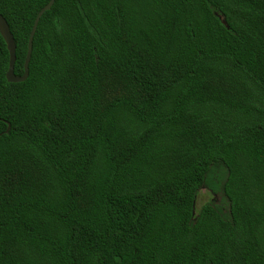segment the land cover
<instances>
[{"label": "trees", "instance_id": "trees-1", "mask_svg": "<svg viewBox=\"0 0 264 264\" xmlns=\"http://www.w3.org/2000/svg\"><path fill=\"white\" fill-rule=\"evenodd\" d=\"M9 61L0 264H264V0H56Z\"/></svg>", "mask_w": 264, "mask_h": 264}, {"label": "water", "instance_id": "water-1", "mask_svg": "<svg viewBox=\"0 0 264 264\" xmlns=\"http://www.w3.org/2000/svg\"><path fill=\"white\" fill-rule=\"evenodd\" d=\"M55 1L56 0H50L49 3L40 10V12L38 13L35 19V22H34L30 37H29L28 53L26 56L25 64H24V74L22 76H17L15 74L16 43H15L14 37L11 33V30H10V27L7 21L2 15H0V34L6 42L7 49H8L9 56H10L9 69L6 75L7 81L9 83H14V84L23 83L29 78V73H30L29 65H30L31 58H32L34 37L36 35L39 23L43 15L46 12L51 10V8L55 4ZM10 130H11V126L9 125L6 133H9Z\"/></svg>", "mask_w": 264, "mask_h": 264}, {"label": "rangeland", "instance_id": "rangeland-1", "mask_svg": "<svg viewBox=\"0 0 264 264\" xmlns=\"http://www.w3.org/2000/svg\"><path fill=\"white\" fill-rule=\"evenodd\" d=\"M213 198L214 197L206 190L201 191L197 197L196 210L199 211L205 204L212 201ZM215 199H219V198H215Z\"/></svg>", "mask_w": 264, "mask_h": 264}]
</instances>
